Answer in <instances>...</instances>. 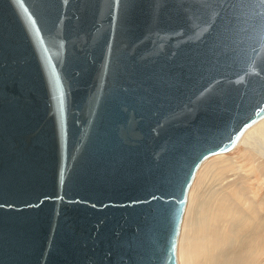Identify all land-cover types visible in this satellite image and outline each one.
<instances>
[{"label":"water","instance_id":"obj_1","mask_svg":"<svg viewBox=\"0 0 264 264\" xmlns=\"http://www.w3.org/2000/svg\"><path fill=\"white\" fill-rule=\"evenodd\" d=\"M263 118L264 0H0V264H178Z\"/></svg>","mask_w":264,"mask_h":264},{"label":"rangeland","instance_id":"obj_2","mask_svg":"<svg viewBox=\"0 0 264 264\" xmlns=\"http://www.w3.org/2000/svg\"><path fill=\"white\" fill-rule=\"evenodd\" d=\"M223 155L224 161L232 163V168L225 173L226 179L222 183L214 178L213 171L209 173L212 177L202 176L198 182V173L196 174L188 195V205L180 231L177 247L178 264H190L188 254L191 252L192 239L197 237L195 229L201 219L202 203H206L207 199L209 203L212 196L220 195L227 200L230 208L233 210L237 208L245 217L247 216L251 224L221 247L218 251V263H222V257H227L228 264H244L251 259L264 264V164H261L262 160H252L240 146ZM228 189H234L239 196H243L245 204L249 205L251 211L248 212L246 208L241 207L232 198ZM219 229H223V224L219 225ZM182 235L184 239L181 243Z\"/></svg>","mask_w":264,"mask_h":264},{"label":"bare ground","instance_id":"obj_3","mask_svg":"<svg viewBox=\"0 0 264 264\" xmlns=\"http://www.w3.org/2000/svg\"><path fill=\"white\" fill-rule=\"evenodd\" d=\"M238 146L243 148V150L247 152L248 156L251 157L252 160L259 159L262 160L261 164H264V118L244 131V133L236 142L234 149L238 148ZM223 156V154H219L205 160L197 171V182L201 179L202 176H211L209 173L213 171L212 175L214 176V178H216L217 181H221L222 183L226 179L225 173L232 168V163L224 161ZM211 158L212 161H210ZM229 191H231L230 193L232 194V198L236 200L237 203L241 205V207L246 208L248 212L251 211V208L248 207L249 205L247 206L245 204L246 201L244 200L243 196H239V193H237L234 189H230ZM207 202L208 199L206 203H202V206L200 208L201 219H198L199 223H197L198 225L195 229L197 237L192 239V245L190 246L191 252L188 254L190 264H219L218 251L221 249V247L225 243H227V241L230 240L231 237L235 238L239 234V232L243 230L244 227L248 228V225L251 224L250 219L247 216L245 217L241 211H238L237 208H235L234 210L233 208H230L231 206L226 203L227 200L225 201V198H223L222 195L212 196L209 200V203ZM186 208L184 215L186 213ZM220 224H223V229H219ZM183 239L184 238L182 235L181 243ZM179 240L180 235L178 238V242ZM227 261V257H222V263L220 264H228ZM244 264L259 263L256 259H251V261L249 260L248 263L245 262Z\"/></svg>","mask_w":264,"mask_h":264}]
</instances>
